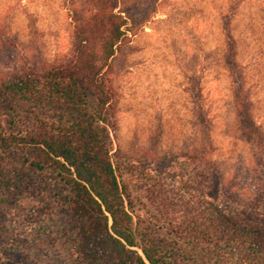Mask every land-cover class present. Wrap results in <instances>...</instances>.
Returning a JSON list of instances; mask_svg holds the SVG:
<instances>
[{"label": "rangeland", "instance_id": "obj_1", "mask_svg": "<svg viewBox=\"0 0 264 264\" xmlns=\"http://www.w3.org/2000/svg\"><path fill=\"white\" fill-rule=\"evenodd\" d=\"M86 6L0 0V78L69 57L71 14ZM116 10L146 20L108 66L112 160L147 235L176 264H217L195 258L197 208L212 203L264 218V0H119ZM228 20L235 70L226 60ZM239 76L260 139L241 136L233 92ZM55 112L19 95L0 98L7 129L34 130ZM195 152L205 156L195 160ZM59 192L51 171L26 166L17 150L0 160V264H74Z\"/></svg>", "mask_w": 264, "mask_h": 264}, {"label": "trees", "instance_id": "obj_2", "mask_svg": "<svg viewBox=\"0 0 264 264\" xmlns=\"http://www.w3.org/2000/svg\"><path fill=\"white\" fill-rule=\"evenodd\" d=\"M84 1L87 6L71 14L69 57L0 78V98L19 95L37 107L57 111L39 120L34 130L0 125V160L15 149L26 166L51 171L72 231L67 249L74 264H176L172 252L147 235L111 157L115 92L108 66L146 18L137 23L135 15L117 11L119 0ZM224 33L226 60L235 70L236 41L229 20ZM236 79L233 92L241 136L245 141L260 139L252 102L242 78ZM203 156L195 152V160ZM192 220L195 258L217 264H264V218L206 203Z\"/></svg>", "mask_w": 264, "mask_h": 264}]
</instances>
